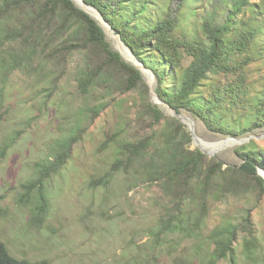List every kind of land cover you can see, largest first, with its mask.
I'll return each instance as SVG.
<instances>
[{"label":"trees","instance_id":"16d2710c","mask_svg":"<svg viewBox=\"0 0 264 264\" xmlns=\"http://www.w3.org/2000/svg\"><path fill=\"white\" fill-rule=\"evenodd\" d=\"M96 7L115 32L157 77L160 97L178 112L187 110L213 132L239 136L264 128V88L250 78L264 66V0H85ZM77 57L76 60L74 58ZM16 71L57 83L73 72L78 91L126 93L148 91L141 70L111 47L102 26L73 0H0V77ZM106 102L86 104L79 122L36 164V177L22 184L20 201H36L32 218L43 221L49 210L46 182L60 172ZM138 120L151 119L152 132L119 142L106 174L90 186L107 187L124 174L129 189L155 184L164 200L156 239L179 233L195 242L196 258L186 264H264L251 213L209 228L213 202L229 196L264 192V147L248 142L236 148L240 163H224L200 148L176 117L144 96ZM163 123V124H162ZM18 135L0 147L5 158ZM111 137L109 136L106 141ZM246 230L243 253L237 242ZM197 259V262H196ZM0 264H43L19 259L0 239Z\"/></svg>","mask_w":264,"mask_h":264},{"label":"rangeland","instance_id":"374dc122","mask_svg":"<svg viewBox=\"0 0 264 264\" xmlns=\"http://www.w3.org/2000/svg\"><path fill=\"white\" fill-rule=\"evenodd\" d=\"M106 37L116 50L118 40ZM255 66L257 71L253 69L250 78L262 89L264 66ZM151 73L143 68L146 92L140 86L123 94L95 92L88 98L78 91L72 71L57 83L19 71L7 82L0 77V147L18 135L0 161V239L15 257L43 264H186L185 260L196 258L190 237L172 233L156 239L164 202L157 185L141 183L129 189L124 174H119L107 187L90 186L121 155L119 142L152 132L149 116L138 120L145 95L165 116L178 118L156 97L159 104L152 101L147 78L153 79L155 90L158 81ZM100 102H106L105 109L75 143L67 164L46 182V218L42 222L32 218L36 201H20L22 184L36 177V164L58 139L81 120L85 123L86 104ZM181 112L184 116L178 119L190 132V122L194 123L196 139L192 136L191 148H203L208 156L221 160L224 169L240 163L236 152L240 145L252 141L264 147V128L235 136L246 139L243 142L228 143L223 139L233 135L210 131L202 119L187 110ZM247 212L264 249V192L259 189L213 202L209 228L226 219L238 221ZM245 236L246 230L239 235V253L244 251ZM241 259L242 264H262ZM220 264L230 263L226 259Z\"/></svg>","mask_w":264,"mask_h":264},{"label":"water","instance_id":"95a60500","mask_svg":"<svg viewBox=\"0 0 264 264\" xmlns=\"http://www.w3.org/2000/svg\"><path fill=\"white\" fill-rule=\"evenodd\" d=\"M76 5L83 9L84 11H86L88 14H90L94 19H96L98 21V23L102 26V28L104 29L105 33L112 37V38H116L118 40V47L116 49V51H118L122 58L129 62L130 64L136 66L137 68H139L141 70V73L143 75V68L147 70V72L149 74H152V70L150 68H148L141 60L138 59V57L134 54V52L132 51V49L123 42L122 38L120 37L119 34H117L114 30V28L112 27V25L103 17V15L101 14V12L94 6L89 5L85 0H73ZM119 36V38L117 37ZM126 55H129L130 57L128 58ZM147 82L151 88V96H152V101L159 104L157 102V100L155 99V97L157 99H159V101L161 103L166 104L170 110L172 111V114L177 116L178 118H182L184 115L183 113L180 111L178 112L175 108H173L168 102L164 101L160 95L157 93V91L154 89V83H153V79L152 78H147ZM190 129H191V133L193 136V139H196V134H195V130H194V123L193 121L190 122ZM246 139H238L235 136H227L225 139H223V142H229V143H235V142H243ZM201 150L206 153V151L201 148ZM210 155H212L211 153H208ZM259 173L264 177V169L259 168Z\"/></svg>","mask_w":264,"mask_h":264},{"label":"bare ground","instance_id":"6f19581e","mask_svg":"<svg viewBox=\"0 0 264 264\" xmlns=\"http://www.w3.org/2000/svg\"><path fill=\"white\" fill-rule=\"evenodd\" d=\"M117 41V40H116ZM118 42V41H117ZM128 58L130 57L129 55H126ZM229 143V142H228Z\"/></svg>","mask_w":264,"mask_h":264}]
</instances>
